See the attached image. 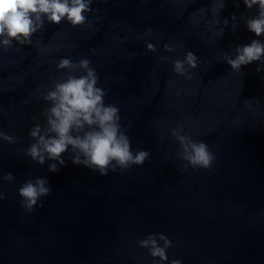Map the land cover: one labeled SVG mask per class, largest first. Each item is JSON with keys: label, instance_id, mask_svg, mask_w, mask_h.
<instances>
[{"label": "water", "instance_id": "obj_1", "mask_svg": "<svg viewBox=\"0 0 264 264\" xmlns=\"http://www.w3.org/2000/svg\"><path fill=\"white\" fill-rule=\"evenodd\" d=\"M256 14L243 0H92L84 26L45 21L31 44L0 47V131L16 138L0 140V177H15L0 179V264H158L138 247L154 233L172 242L168 264H264V64L236 73L224 60L238 45L264 42L245 27ZM187 52L198 60L191 79L173 70ZM65 58L90 61L105 104L131 126L133 152H150L143 166L100 176L74 166L69 149L66 167L49 173L53 161L25 155L50 106L43 96L83 74L58 71ZM179 126L208 145L210 169L184 171L171 135ZM38 177L52 191L25 213L18 189Z\"/></svg>", "mask_w": 264, "mask_h": 264}, {"label": "clouds", "instance_id": "obj_2", "mask_svg": "<svg viewBox=\"0 0 264 264\" xmlns=\"http://www.w3.org/2000/svg\"><path fill=\"white\" fill-rule=\"evenodd\" d=\"M92 0H0V47L7 50L13 42L19 45L31 44L32 37L43 30L45 21L59 25L66 21L73 28L86 24V13L91 11ZM248 10L256 8L257 14L245 18L247 31L256 37L264 36V0H243ZM237 7L239 4L237 3ZM232 21L236 16L231 17ZM227 26L228 20H225ZM235 24L233 31H235ZM151 35V29H147ZM147 52H155L156 47L146 43ZM164 50L172 52L170 45H164ZM163 62L167 57H160ZM225 62L233 72L239 73L243 66L254 62L264 64V42L253 39L245 45L234 49V57L224 55ZM198 66L194 53L187 52L184 60L173 61V70L187 79H191L189 70ZM57 70H67L69 73L82 71L77 76L69 74L66 78L56 81L43 99L50 106L41 115V124L34 125L29 135L34 141L25 155L31 161L44 165L53 161L48 167L49 173H57L61 167H66L64 154L71 150L70 159L74 166H82L100 176L108 172H121L133 166H143L149 159L150 152L143 149L132 150L131 141L127 135L128 128H122L119 108L113 104H105L106 92L97 87L98 76L90 66L88 59L73 63L70 59H61ZM262 69L257 68L259 73ZM183 126L172 129L171 135L180 146L179 158L185 162L184 171L192 169L208 170L212 167L215 155L208 145L194 140L190 135L183 134ZM0 140L8 144L16 143V138L0 131ZM7 182H13L15 177L7 173L0 177ZM52 189L47 178L38 177L34 181H25L18 189L21 207L25 213H32L34 208L43 207L38 203L50 195ZM6 197L0 193V201ZM161 244L163 246H161ZM138 247L148 250V254L158 264H168L167 250L172 242L162 233L149 234L138 242ZM170 264H181L172 260Z\"/></svg>", "mask_w": 264, "mask_h": 264}]
</instances>
